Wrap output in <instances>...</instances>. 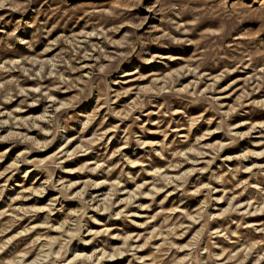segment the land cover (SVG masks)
Masks as SVG:
<instances>
[{
    "label": "rangeland",
    "instance_id": "rangeland-1",
    "mask_svg": "<svg viewBox=\"0 0 264 264\" xmlns=\"http://www.w3.org/2000/svg\"><path fill=\"white\" fill-rule=\"evenodd\" d=\"M0 264H264V0H0Z\"/></svg>",
    "mask_w": 264,
    "mask_h": 264
}]
</instances>
